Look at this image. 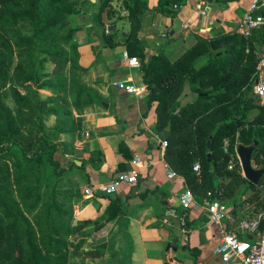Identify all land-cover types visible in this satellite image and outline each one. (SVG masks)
<instances>
[{
  "label": "trees",
  "instance_id": "1",
  "mask_svg": "<svg viewBox=\"0 0 264 264\" xmlns=\"http://www.w3.org/2000/svg\"><path fill=\"white\" fill-rule=\"evenodd\" d=\"M108 1L97 9L98 17ZM136 1L122 5L130 24L124 42L114 41L113 29L103 36V46L124 44L127 55L141 61L146 101L156 103L155 130L164 134L166 142L164 162L183 178L196 203L218 201L235 208L251 191L246 201L255 215L264 213V172L258 186L251 184L236 156L239 145L249 146L256 140L251 165L264 171V113L253 94L257 63L263 55L256 44L264 43L261 31L253 30L249 39L236 31L197 36L176 59L162 52L144 63L137 38L141 12ZM185 3L158 0L154 11L173 17ZM75 11L73 0H0V91L9 82L21 88L8 86L15 110L0 93V264H69L80 253L85 259L103 255L97 248L82 249L88 236L78 237L79 242L72 245L71 237L101 223L72 224V211L61 202L68 195L58 201L56 193L67 170L83 169L73 162L61 165L56 154L60 148L64 152L68 143L60 142V137L81 127V108L99 103L96 95L86 92L82 106L75 99L78 116L74 117L67 97L59 98V91L67 90L64 73L70 62L64 46L78 31L69 28ZM47 63L52 65L50 73L45 72ZM185 89L194 98L181 103ZM40 90H50L53 96L41 99ZM45 117H54L56 124L46 127ZM45 188L48 200H44ZM119 212L120 201L113 200L105 211V222ZM263 226L264 217L259 230ZM126 249L125 254L131 252L129 242ZM127 259L125 255L122 263Z\"/></svg>",
  "mask_w": 264,
  "mask_h": 264
},
{
  "label": "crops",
  "instance_id": "2",
  "mask_svg": "<svg viewBox=\"0 0 264 264\" xmlns=\"http://www.w3.org/2000/svg\"><path fill=\"white\" fill-rule=\"evenodd\" d=\"M90 1L99 6L98 0ZM124 1L125 5L129 2L109 0L100 16L101 24L97 21L94 24L95 32L83 29L76 38L79 65L87 69L99 103L88 106L89 111L80 115L82 127L71 145L73 155L70 153L69 163L83 166L80 195L75 197V219L103 223L107 207L113 200L120 201L118 217L106 223L123 222L125 226L126 246L128 242L131 244V252L125 254L128 256L125 264H239L222 262L214 250L223 237V228L239 239L256 240L257 234L249 235L239 229L241 221L250 219L245 209L250 207L246 195L249 197L251 191L235 208L224 204L228 213L220 225L210 222L207 202L194 201L195 207L187 211L186 235L172 221L164 219L166 215L177 216L181 210L179 198L189 192L183 178L169 176L164 167V134L155 130L156 103L147 104V92L128 91L130 86H143L139 72L141 61L138 59V65L131 67L124 60L128 56L124 44L115 47L100 44L104 36L100 28L104 27L107 31L118 30L114 32L115 42L123 43L126 39L130 24L127 9L122 6ZM251 1L186 0L177 15L170 17L154 11L158 0H137V10L141 12L137 38L143 47V62L162 52L176 59L196 42L197 36L239 32ZM97 9L92 8V13L96 14ZM109 11L119 17L116 23V17L106 16ZM260 42L256 44L263 54L264 43ZM113 83L123 85L113 86ZM193 98L185 89L181 103ZM135 158L140 159L135 185L123 183L112 194L100 190L116 175L128 170ZM88 260L101 263V259Z\"/></svg>",
  "mask_w": 264,
  "mask_h": 264
},
{
  "label": "rangeland",
  "instance_id": "3",
  "mask_svg": "<svg viewBox=\"0 0 264 264\" xmlns=\"http://www.w3.org/2000/svg\"><path fill=\"white\" fill-rule=\"evenodd\" d=\"M93 1V0H92ZM103 0H98L99 6H101V2ZM74 2V8H75V15L71 18V23L69 28H78V31L73 35V38L70 40V42L64 46L65 51L68 54V58L70 59V62L67 65V68L64 73V78L66 80V89L65 91L61 90L59 91V98L63 99V97H67L69 109L71 110L74 117H77V111L74 108V102L75 99L78 98L79 106H82L83 102H86L87 97L85 96V93L88 92L90 95H95L93 85L91 84L90 77L86 74L87 69L81 67L79 65L80 63V54L77 49V43L76 38L78 37L79 31L83 29H90L91 32H95L94 24H96V21L101 24L100 16L98 17L96 14L92 13V8L96 7L99 8L98 5L92 4L90 0H73ZM115 14L114 11H109L107 13V17H116L115 23L119 20V17ZM92 25V26H91ZM103 30L104 36L108 35V31L106 28H100ZM28 30H26L27 32ZM115 31H118L117 29ZM101 36V35H100ZM99 36V37H100ZM102 40V39H100ZM104 43V41H103ZM101 42L100 44L103 45ZM93 51L94 50L93 47ZM16 60L14 59V64ZM84 70H81V69ZM52 70V65L50 63H47L45 65V72L50 73ZM13 85L16 86L19 90L21 88L19 85H16V83L9 82L8 85L0 91V93L3 96L4 103L11 109L15 110V104L13 103L11 97H10V91L8 89V86ZM79 90V93L77 92ZM38 94L41 99H47L49 97L53 96V93L50 90H40L38 91ZM62 96V97H60ZM89 111L88 107L81 108L78 113H81L82 115ZM45 116V115H44ZM82 117L80 116L81 121V127H82ZM56 124V119L54 117H45V126L48 128L53 127ZM77 129L72 134H66L61 135L60 142H67L68 146L66 149L61 151V148L56 154V158L60 161L61 165L67 166L69 164V156L72 153L71 145L73 144V140L75 139ZM71 153V154H70ZM83 181V170L79 169H71L67 170L64 174L62 179L57 183L56 186V193L58 195L57 199L58 201L61 200V196L68 195V199L63 202L64 207H68L72 211V224H75L77 221L75 219V209H76V202L75 197L77 195H80V187L82 185ZM46 192V195H45ZM44 200H48L49 198V190L48 188H45L43 191ZM246 195V199L249 198ZM262 199H264V194H262ZM41 208V207H40ZM39 208V209H40ZM253 207H249L245 209L247 211V216L249 218H253L255 216L254 211L252 210ZM85 220H91V219H85ZM96 221V220H91ZM100 223V222H99ZM92 225V224H91ZM94 230V231H93ZM125 226L123 222H110L106 223L103 222L99 227H95L94 225L87 227L84 232L79 233L78 235H75L70 238V241L73 242L72 245L75 246L79 242L80 236H88L84 243H83V250L88 249H99L101 252H103L101 263L100 264H123L122 262L125 260V251H126V241H125ZM79 237V238H78ZM104 246V247H102ZM102 247V248H100ZM95 262H91L88 259H85L84 255L80 253V256L72 257L69 260V264H94Z\"/></svg>",
  "mask_w": 264,
  "mask_h": 264
},
{
  "label": "built area",
  "instance_id": "4",
  "mask_svg": "<svg viewBox=\"0 0 264 264\" xmlns=\"http://www.w3.org/2000/svg\"><path fill=\"white\" fill-rule=\"evenodd\" d=\"M176 9V6H173ZM253 30H260L264 38V0H252L247 13L244 15L239 34L249 39ZM124 60L129 63L131 67L138 65V59L135 57L124 56ZM123 83H113V86H122ZM129 92L146 93L144 86L135 88L128 87ZM253 94L257 99L263 113H264V53L257 63L255 72V81L253 86ZM162 147H166V142H162ZM140 159L135 158L129 163V169L116 175L109 184L102 187L100 190L107 194L115 192L116 188L125 183L128 185H135L138 181ZM165 169L169 176L175 177L176 174L165 163ZM198 164H195L193 170L198 171ZM91 193V189L87 190ZM180 212L176 213L179 219L180 228L183 234L188 233L187 229V211L195 207L194 200L190 193H185L179 198ZM206 212L209 215L210 222L220 225L227 216V208L224 204L218 201L207 202ZM174 214V213H172ZM264 217V213L255 215L253 218L245 219L240 222L239 229L249 235L257 234V238L253 242L242 240L236 235L223 228V237L219 245L214 250V253L220 256L222 262H238L239 264H264V226L259 230L260 220Z\"/></svg>",
  "mask_w": 264,
  "mask_h": 264
},
{
  "label": "water",
  "instance_id": "5",
  "mask_svg": "<svg viewBox=\"0 0 264 264\" xmlns=\"http://www.w3.org/2000/svg\"><path fill=\"white\" fill-rule=\"evenodd\" d=\"M110 29H113V26H111ZM257 145L258 142L255 140L249 146L239 145L236 148V156L241 167L242 175L248 182L255 186L259 185L261 176L264 172L262 169H254L251 165L252 153ZM164 219L172 221L178 227L180 226V222L177 217L166 215L164 216Z\"/></svg>",
  "mask_w": 264,
  "mask_h": 264
}]
</instances>
